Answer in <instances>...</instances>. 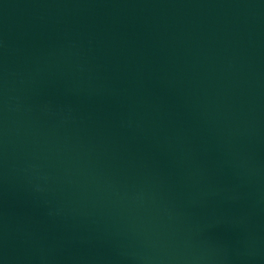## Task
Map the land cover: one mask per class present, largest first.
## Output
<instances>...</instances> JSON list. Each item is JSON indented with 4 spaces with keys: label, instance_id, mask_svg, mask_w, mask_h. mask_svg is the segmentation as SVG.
<instances>
[{
    "label": "water",
    "instance_id": "95a60500",
    "mask_svg": "<svg viewBox=\"0 0 264 264\" xmlns=\"http://www.w3.org/2000/svg\"><path fill=\"white\" fill-rule=\"evenodd\" d=\"M0 264H264V0H0Z\"/></svg>",
    "mask_w": 264,
    "mask_h": 264
}]
</instances>
